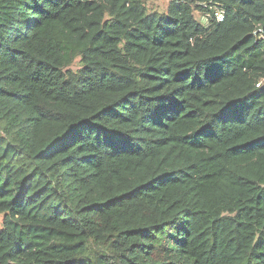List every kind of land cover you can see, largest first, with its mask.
Segmentation results:
<instances>
[{
    "label": "trees",
    "instance_id": "16d2710c",
    "mask_svg": "<svg viewBox=\"0 0 264 264\" xmlns=\"http://www.w3.org/2000/svg\"><path fill=\"white\" fill-rule=\"evenodd\" d=\"M0 264H264V0H0Z\"/></svg>",
    "mask_w": 264,
    "mask_h": 264
},
{
    "label": "rangeland",
    "instance_id": "374dc122",
    "mask_svg": "<svg viewBox=\"0 0 264 264\" xmlns=\"http://www.w3.org/2000/svg\"><path fill=\"white\" fill-rule=\"evenodd\" d=\"M169 0H144L145 5L148 9V11H157V12H164L166 11V7ZM196 18L198 17V20L204 25L207 26V20L203 16H199L198 14H195ZM78 67L77 62L72 66V69H76Z\"/></svg>",
    "mask_w": 264,
    "mask_h": 264
},
{
    "label": "built area",
    "instance_id": "2783aa9c",
    "mask_svg": "<svg viewBox=\"0 0 264 264\" xmlns=\"http://www.w3.org/2000/svg\"><path fill=\"white\" fill-rule=\"evenodd\" d=\"M212 11L211 13L206 14L204 16L207 20V26L209 24V21L212 19V21H215L217 23L222 22L224 19V10L220 5H212L209 7ZM262 83V80L258 81L256 86L258 87Z\"/></svg>",
    "mask_w": 264,
    "mask_h": 264
}]
</instances>
